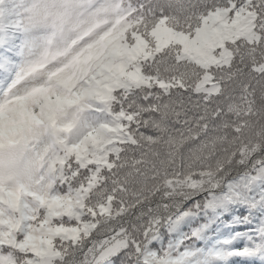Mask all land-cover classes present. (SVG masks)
Masks as SVG:
<instances>
[{
    "label": "trees",
    "instance_id": "trees-1",
    "mask_svg": "<svg viewBox=\"0 0 264 264\" xmlns=\"http://www.w3.org/2000/svg\"><path fill=\"white\" fill-rule=\"evenodd\" d=\"M21 48L0 264H264V0H0Z\"/></svg>",
    "mask_w": 264,
    "mask_h": 264
},
{
    "label": "rangeland",
    "instance_id": "rangeland-1",
    "mask_svg": "<svg viewBox=\"0 0 264 264\" xmlns=\"http://www.w3.org/2000/svg\"><path fill=\"white\" fill-rule=\"evenodd\" d=\"M164 36L166 37L167 35L170 34L169 30L168 31H164L163 32ZM47 39H50L49 36H47ZM184 40V42H186V40H188V38H185V36H180V40ZM47 51H48V42L46 43V47L44 49L43 52V57H45L47 55ZM22 60L19 61L18 64L15 65L13 71L10 73V76L8 78H6L0 88V97L1 95H3L6 91L9 92V98L10 100L6 102V104L3 107V111L7 112V110L9 109H13V108H19L22 110V102L20 100L19 97H17V91L20 87V81L17 82H12V80L14 79V75L16 74V71L19 69V65L21 64ZM46 83H49L48 81ZM9 159L13 160V155L8 156ZM120 247V246H119ZM119 247H109L104 253H103V257L108 256L110 254H114L117 249Z\"/></svg>",
    "mask_w": 264,
    "mask_h": 264
}]
</instances>
